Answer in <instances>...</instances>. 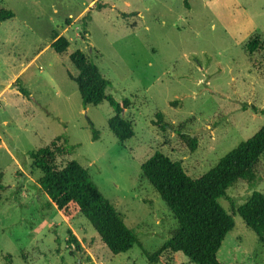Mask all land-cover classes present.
I'll list each match as a JSON object with an SVG mask.
<instances>
[{"label":"rangeland","instance_id":"rangeland-1","mask_svg":"<svg viewBox=\"0 0 264 264\" xmlns=\"http://www.w3.org/2000/svg\"><path fill=\"white\" fill-rule=\"evenodd\" d=\"M98 1L103 9H93ZM3 9L15 17L0 25V264H151L147 256L178 222L142 164L162 152L199 178L264 125V0H0ZM56 36L70 42L65 54L52 48ZM250 41L259 43L253 53ZM76 50L111 81L108 95L130 99L123 117L135 135L127 142L109 129L108 102L83 106L71 78ZM158 113L174 128L161 127ZM66 138L77 148L58 153L56 166L76 160L89 170L136 234L129 252L112 254L86 218L68 222L49 206L29 153L56 151ZM257 175L255 186L241 181L220 200L235 221L221 249L225 264H264V244L231 206L264 194V156ZM156 264L194 263L167 250Z\"/></svg>","mask_w":264,"mask_h":264},{"label":"trees","instance_id":"trees-1","mask_svg":"<svg viewBox=\"0 0 264 264\" xmlns=\"http://www.w3.org/2000/svg\"><path fill=\"white\" fill-rule=\"evenodd\" d=\"M188 7V3L186 4ZM105 6L96 2L93 9ZM15 17L12 10L0 11V25ZM90 12L83 18V29L87 28ZM55 37L52 48L57 54H65L70 42L66 37ZM85 37H83L84 39ZM259 47L258 41H250L247 49L250 53ZM70 60L78 70V76L71 78L77 83L85 108L99 106L103 102L113 108L115 115L109 120L108 126L114 136L121 142H127L135 135L131 121L123 114L131 106L130 99L117 100L108 95L111 81L99 68L91 62L82 50H76ZM17 90L26 98L31 97L30 91L18 79ZM255 111H259L254 108ZM264 115V110L260 111ZM161 127L174 128L164 120L162 113L157 114ZM180 132V130H177ZM94 140L99 133L94 130ZM64 136L58 137L60 140ZM192 150L197 148V140L189 138ZM55 146V143L51 145ZM77 147L69 145L66 138L64 144L56 148L45 147L29 153L34 165L42 172L38 185L48 196L49 206H56L66 221L72 222L84 217L98 233L102 243L114 255L129 252L137 243L136 234L128 228L115 206L104 196L95 184L89 170L80 162L69 161L64 167L55 164L57 154L71 153ZM69 149V150H68ZM264 156V125L248 140L225 155L218 164L199 178L190 177L180 162L172 161L162 152H156L141 166L143 176L153 186L178 222V227L168 240L155 253L148 255V261L156 264L162 254L170 250L189 258L194 264H225L221 257V249L227 235L234 229L232 215L222 206L221 199L228 198V190L239 182L245 181L251 186L257 183L258 166ZM0 174V203L6 186ZM233 211L238 214L246 225L264 244V194L255 191L252 196L239 206L231 201ZM70 243L80 249V243L70 231ZM11 263V259L6 257Z\"/></svg>","mask_w":264,"mask_h":264}]
</instances>
